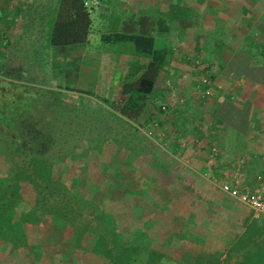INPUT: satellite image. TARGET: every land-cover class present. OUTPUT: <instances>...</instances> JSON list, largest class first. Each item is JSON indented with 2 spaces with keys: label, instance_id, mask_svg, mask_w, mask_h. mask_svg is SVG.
Listing matches in <instances>:
<instances>
[{
  "label": "rangeland",
  "instance_id": "1",
  "mask_svg": "<svg viewBox=\"0 0 264 264\" xmlns=\"http://www.w3.org/2000/svg\"><path fill=\"white\" fill-rule=\"evenodd\" d=\"M110 1L101 0L100 7L92 10L94 25L90 51L101 56L82 62V65L88 67L85 74H78L81 69L80 66L77 67L80 61L69 58L65 49H52L48 46L46 22L42 20H33L34 25L24 35V28H19L20 26L15 31L6 28L0 32L1 55H11L13 61H29V64L36 59L43 61L45 77L40 80L46 79L41 80L44 84H34L35 79L29 87L35 92H44L42 95L46 97L41 98L43 104L54 111L34 115L37 118L36 124L42 120V126L36 125L38 135H58L61 139L52 152L55 158L72 157L73 154V157L78 156V162L65 169L62 164L57 165L56 178L78 191L86 202L105 206L108 214L119 221L121 230L125 233V241L130 244L139 232H147L154 248L163 251L171 233L180 230L182 233L187 232L191 238L173 244L178 255L186 250L195 255L203 247L199 242L202 239L206 243L214 242L221 251L227 250L235 237L244 232L243 220L251 212L248 207L204 181L207 177L203 171L209 166L207 152L215 147L211 146L212 140L207 141L206 136L200 135L196 143L195 139L190 141L184 135L183 138L191 145L181 148L180 145H173L172 138L175 135H172L174 129L170 125H161L164 132L165 127L168 128L165 132L166 140L152 138L147 134L155 130V126L147 125L141 131L136 126L130 128L126 124L127 120L113 109V101L120 95L119 80L123 79L115 75L119 71L116 66L113 67L114 70L110 67V56H115L116 64L121 62L125 53L131 54L135 47L131 43H103L100 38L103 34L125 31L128 21L141 24L144 17L152 19L158 33H163L160 27H169L170 30L165 31L162 37L171 41V37L182 35L184 28L190 30L194 38L199 34L197 26H200V22L193 20L195 13L185 11L184 7L176 9L170 6L168 0H117L115 4ZM56 2L57 0H38L35 5L45 14ZM187 4L193 7L192 0L187 1ZM180 8L183 10L180 11ZM108 9L115 16L111 20H99L100 14ZM16 13L21 17L25 12L17 10ZM186 22H189L190 27H184ZM185 35L188 34L182 36ZM194 39L198 41L199 37ZM186 42L180 44H183V48L178 45L175 54L184 66L181 73L187 84L185 86L177 81L179 79L171 77L170 86L165 83L168 88L161 89L153 100L156 107L150 109L152 115L158 111V102L162 100L160 95L168 96V101L172 102L181 98L193 102H200L202 99L201 96H193L196 93L193 91L197 83L196 74L191 72L181 57H196L204 65L211 63L212 67L215 66L213 60L216 58L210 57L207 45L200 53L195 49L196 44L189 42V37ZM197 44L202 46L203 43ZM213 69H217L212 68L213 82L217 85ZM197 76L201 79L204 77H200V72ZM204 102L207 103L205 99ZM234 121L243 123L240 127L246 125L244 118ZM136 129L142 135H138ZM51 144L49 141V146H44L45 153L51 152ZM192 167L197 172H192ZM260 174L264 180V170ZM82 206L87 216L93 210L91 206ZM163 211L177 217L178 222H162ZM111 227L107 225L102 231L114 230ZM94 239L95 234L88 233L83 241V248H77L73 245L75 241L72 228L58 231L51 225H44L31 241L43 249L39 258L11 254L10 249L0 242V264H106L90 252ZM225 258L226 256L223 257V264H233L225 262ZM135 264H145V259L141 258Z\"/></svg>",
  "mask_w": 264,
  "mask_h": 264
},
{
  "label": "trees",
  "instance_id": "2",
  "mask_svg": "<svg viewBox=\"0 0 264 264\" xmlns=\"http://www.w3.org/2000/svg\"><path fill=\"white\" fill-rule=\"evenodd\" d=\"M34 1L27 11L30 24H26L23 35L34 25L33 20H42L46 22L49 47L92 44L94 23L92 11L86 7L87 0H57L45 14L35 5L38 0ZM100 38L103 43H131L135 47L131 53L136 59L129 63V74L121 85L120 95L113 101V109L128 121L140 125L156 98L158 79L165 71L172 41L155 37L151 31L103 34ZM38 61L35 64L32 61L30 64L29 61L17 62L11 55L0 54V242L11 254L39 258L43 249L31 241L42 226L51 225L58 231L72 228L73 245L77 248H83L86 235L94 233L90 252L106 264H135L141 258L145 259V264H223L224 256L227 263L264 264V218L247 220L244 232L224 251L214 242L206 243L202 239L199 242L203 247L198 253L193 255L186 250L178 255L173 244L191 238L180 230L171 233L163 251L154 248L147 232H139L131 244L125 241L119 221L108 214L105 206L86 202L78 191L56 178L57 165L62 164L65 169L76 164L78 156L55 158L52 152L61 139L58 135H38L36 125L42 126V120L36 124L34 115L54 111L43 104L44 92H35L29 87L35 79L36 85L44 84L41 80H46H40L45 77L44 64ZM211 66L208 64V68ZM200 79L196 76V80ZM157 112L162 114V107ZM49 141L53 150L45 153L44 146H49ZM180 144L174 141L173 145ZM83 204L93 209L90 216L86 215ZM162 222L174 224L178 219L163 211ZM107 225L114 230L103 232L102 228Z\"/></svg>",
  "mask_w": 264,
  "mask_h": 264
},
{
  "label": "crops",
  "instance_id": "3",
  "mask_svg": "<svg viewBox=\"0 0 264 264\" xmlns=\"http://www.w3.org/2000/svg\"><path fill=\"white\" fill-rule=\"evenodd\" d=\"M187 1L189 0H168L170 6L176 9L177 7H184L185 11L195 13L192 16L193 20H198L200 26H197L199 34L194 38L199 37V39L198 41L194 39L192 32L187 28L182 30V35H188L168 36L171 37L173 44L165 71L161 73L158 79L156 95L161 92V89L166 90L168 88L166 84L170 86L169 79L171 77L179 79L177 81L186 86V80L181 73L184 66L180 63V58L177 57L175 51L177 52L178 45L183 48V44H180L186 42L188 37L191 44H196L195 49L198 52L201 53L207 45L210 57L216 58L213 60L215 66L211 67L217 69V71L213 69L214 76H217V85L214 83V92L217 94L213 93L214 97L205 99L206 104L204 99H200V102H193V100L181 98L172 102L168 101V96L160 95L162 100L158 102V109L166 105L168 111L162 114L155 111L153 115L148 112L142 118L140 125L127 119L126 124L130 128L136 126L140 131L147 125L152 126L156 121H160V124L166 127L170 125L174 129L172 135H175L172 139L181 142V148L191 145L190 142H186V138L190 141L195 139L197 143L200 135H204L206 140H212L211 146L220 148L219 153L214 158H211V148L207 152L209 166L206 171H203L204 176L211 174L225 181L231 179V175L236 171L244 175L247 183L254 184L257 177L261 175L260 172L264 170V0H192L194 8L189 7ZM34 2V0H0V32L6 28H12L15 31L19 26V28H25L27 23L30 24V20L27 19V11ZM110 2L115 4L118 1L111 0ZM17 10L25 12L24 15L19 17V13H16ZM114 16L108 9L101 13L98 18L99 20H111ZM184 22L183 24H185ZM186 23L184 27H190L189 22ZM153 24L150 17H144L141 24L128 21L125 26L126 30H118V33L140 34L151 31L153 36L162 37L163 35L155 30V24L154 26ZM160 29L163 33L170 30L166 26L160 27ZM198 42H202V46L201 43L198 45ZM90 46L89 43H84L51 48L65 49L69 58L80 61L77 66L81 68L78 69V74L82 72L85 74L88 72V67L82 65V62H87L93 58L97 59V56L100 55L92 53ZM125 54L121 62L116 64L115 56H110V67L114 70L113 67L116 66L119 71L114 74L123 79L119 80L118 86L120 88L129 74L130 61L136 59L132 53ZM181 58L184 59L185 64H188L191 72L196 76L200 72V77L203 76V69L196 65L198 58L191 59L185 55ZM141 60L145 61L143 58ZM199 82L197 80L195 86L193 85V91L196 92L193 96L200 97L196 91ZM154 103L153 101L150 103L149 111L152 107H156ZM243 118L246 125L240 127L243 123H236L234 120H243ZM149 119L154 122L150 123ZM166 127L165 132L168 130ZM137 129V134L142 135ZM184 135L186 136L185 139L183 138ZM196 143H194L195 146ZM196 170L194 167L191 168L192 172H197ZM204 181L224 194L210 177ZM250 212V216L244 218V224L247 220L258 221L264 218V216L257 217L251 209Z\"/></svg>",
  "mask_w": 264,
  "mask_h": 264
},
{
  "label": "built area",
  "instance_id": "4",
  "mask_svg": "<svg viewBox=\"0 0 264 264\" xmlns=\"http://www.w3.org/2000/svg\"><path fill=\"white\" fill-rule=\"evenodd\" d=\"M100 5L101 0L86 1V7L91 11L98 9ZM196 65L203 69L204 76L197 85L196 91L202 99H208L212 97L214 93L212 69L208 68V65L205 66L199 60H196ZM162 111H168V107L166 105L162 106ZM153 126H155V130L149 131L147 134L152 138L166 140V134L161 129L160 121H156L152 127ZM218 153L219 148L214 147L211 151V158H214ZM205 177H210L225 195L250 208L257 217L264 216V180L262 176H258L254 184L247 183L244 175L236 171L231 175V179L225 181L212 175L206 174Z\"/></svg>",
  "mask_w": 264,
  "mask_h": 264
}]
</instances>
